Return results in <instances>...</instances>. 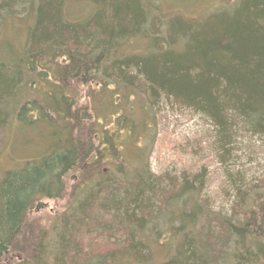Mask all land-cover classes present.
Here are the masks:
<instances>
[{
    "label": "trees",
    "instance_id": "16d2710c",
    "mask_svg": "<svg viewBox=\"0 0 264 264\" xmlns=\"http://www.w3.org/2000/svg\"><path fill=\"white\" fill-rule=\"evenodd\" d=\"M68 1L0 0V30L32 22L21 46L0 44V133L12 123L38 148L0 173V264H264V178L231 214L212 211L202 174H152L146 114L164 101L200 115L222 150L264 139V0H223L199 21L163 16L165 0H74L93 7L74 21ZM44 200L65 210L26 246Z\"/></svg>",
    "mask_w": 264,
    "mask_h": 264
},
{
    "label": "rangeland",
    "instance_id": "374dc122",
    "mask_svg": "<svg viewBox=\"0 0 264 264\" xmlns=\"http://www.w3.org/2000/svg\"><path fill=\"white\" fill-rule=\"evenodd\" d=\"M222 2L223 0H165L158 7L165 17L179 15L187 21H199L221 8ZM92 11L93 7L74 0L68 1L64 7L65 15L74 21L85 19ZM31 23V20L23 23L17 15L5 18L1 24L0 44L6 41L21 46L25 41L26 28ZM143 47L142 42H136L128 50L141 52ZM141 99L140 96L135 102L136 111L140 109L135 118H145L141 116L144 108ZM83 104L87 106V101ZM146 114L148 120L154 116L155 125L150 137L153 142L149 157L152 174L187 178L196 173L202 174L201 182H204V185L202 183L201 198L207 201L212 211L224 215L231 214L232 205L238 200L239 194L259 186L264 178V139L242 133L229 148L222 150L213 126L200 115L178 109L164 101ZM17 135L15 125L12 123L0 133L1 174L19 170L25 161L38 152V148L26 147L24 144L26 139ZM40 204V208L27 217L30 229L26 236L27 243L24 244L26 246L34 245L39 233L44 231L48 233L54 219L65 210L63 201L44 200ZM110 234L112 244L118 245L122 242L121 235ZM106 245L102 244L103 247ZM27 248L26 250L30 249ZM151 251L152 263L158 262L164 256V252L156 248H151ZM20 259L18 254H7L1 264H16ZM124 263L125 260L118 259L117 264Z\"/></svg>",
    "mask_w": 264,
    "mask_h": 264
},
{
    "label": "bare ground",
    "instance_id": "6f19581e",
    "mask_svg": "<svg viewBox=\"0 0 264 264\" xmlns=\"http://www.w3.org/2000/svg\"><path fill=\"white\" fill-rule=\"evenodd\" d=\"M26 147H30V146H26ZM20 169V168H19Z\"/></svg>",
    "mask_w": 264,
    "mask_h": 264
}]
</instances>
